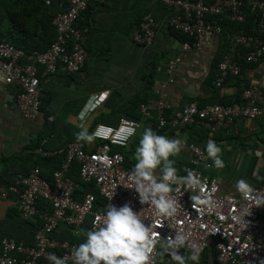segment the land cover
Here are the masks:
<instances>
[{
	"label": "built area",
	"instance_id": "obj_1",
	"mask_svg": "<svg viewBox=\"0 0 264 264\" xmlns=\"http://www.w3.org/2000/svg\"><path fill=\"white\" fill-rule=\"evenodd\" d=\"M91 1L104 0H59L58 11L52 19L55 39L44 50L26 51L24 48L0 37V72L7 84H17V106L25 119H35L40 114L42 103L41 77L45 74L76 73L85 65L88 50L84 44L88 26L78 25V20ZM171 7L180 9L170 19L177 30L189 35L191 40L181 43L183 50L200 49L207 45L210 37L224 36L229 50L224 53L214 71L213 83L221 87L229 76H240L242 61L256 63L264 56V0H161ZM51 5L52 0H44ZM254 15L256 31L246 33L225 29L223 21L245 22L248 15ZM212 17H219L214 21ZM158 22L147 14L134 27V40L151 45L157 34ZM180 57L168 64L169 76L156 87L159 99L157 126L180 129L197 126L216 132L232 125L238 118H255L264 115V88L257 84L246 86L240 93V100L231 104L209 103L200 106L191 101L182 107L180 116L167 117L170 103L166 99L165 87L174 82V71ZM43 67L42 75L38 68ZM99 97L96 102L98 103ZM149 104L141 103L140 110L148 115ZM88 112L83 113L82 121ZM81 115V117H82ZM140 122L123 117L113 126L98 122L92 129L97 144L88 150L86 142L70 141L61 150L43 152L44 156L64 153L61 166L52 172L51 178L42 175L39 164L27 173H18L8 184L0 186V198L15 195V206L21 217L32 219L38 216L41 225L35 233V243L28 244L13 236L1 240L0 264H51L49 254L63 258L71 264L70 250L79 244L77 240L60 239L53 234L61 225L75 238H82L94 225L99 226L96 217L102 216L109 204L117 207L129 203L133 210L140 212L147 222L159 221L155 208L142 205L134 189H127L130 169L124 166V154L117 148L128 147L135 136ZM177 138V137H174ZM185 146L192 154V170L204 180L200 193L204 205L192 206L190 191L174 192L178 211L174 217L164 218L155 238L157 247L153 252L154 264H172L166 256H160V243L169 235L179 231L188 238L191 254L192 245L201 249L200 261L210 241H214L219 264H261L264 260V207H255L254 197L264 198V184L254 187L253 196L245 200L239 194L220 192L218 180L205 174L200 165L205 160L204 149L195 143ZM73 162L79 164L80 178L94 183L99 197L93 192L78 196L79 185L68 174ZM121 184V185H120ZM198 209V210H197ZM234 217L236 219H234ZM87 230V231H86ZM184 253V249L180 250ZM190 264V263H189Z\"/></svg>",
	"mask_w": 264,
	"mask_h": 264
},
{
	"label": "crops",
	"instance_id": "obj_2",
	"mask_svg": "<svg viewBox=\"0 0 264 264\" xmlns=\"http://www.w3.org/2000/svg\"><path fill=\"white\" fill-rule=\"evenodd\" d=\"M58 2L52 0V4L47 5L44 0H0V37L26 51L46 49L54 39L52 19L53 13L58 11ZM179 12V8L161 0L91 1L78 20V25L89 28L84 39L89 53L86 63L76 73L42 75L43 67L38 68L42 75V103L35 119L22 116L16 103L20 87L7 84L5 75L0 72V186L11 182L18 173L29 172L37 164L42 175L51 178L65 155L44 156L45 150H61L68 142L77 141L76 135L82 128L91 134L98 122L116 126L123 117L141 124L125 149L124 156H132L127 162L131 167L124 165L128 169L135 164V148L144 128L151 127L170 138L186 137L188 143L198 144L204 151L207 140H215L223 149L225 167L221 170L206 167L211 161L205 152L200 169L218 180L221 193L238 195L234 184L241 178L253 188L263 185L264 115L238 118L216 132L197 126L180 131L157 126L159 95L156 87L169 76L168 64L177 57L181 61L174 71L175 80L165 87L170 103L167 117L180 116L182 107L191 101L200 106L231 104L240 100L246 86L257 84L264 88V56L256 63L243 60L240 76H229L221 87L215 86L214 71L222 55L229 50L228 42L224 36H213L200 49L183 50L181 43L191 37L170 24V19ZM147 14L158 22L151 45L134 40V27ZM141 103L149 104L148 115L140 110ZM85 112L88 113L82 121L81 115ZM96 144V140L86 143L87 149H94ZM191 158V152L184 146L175 158L180 175H186L183 169L192 168ZM71 167L68 174L76 181L78 171ZM14 200L12 193L0 198V253L1 240L6 235L31 242L35 238L37 220L23 221ZM64 229L67 227L61 225L56 236L67 235ZM187 254L191 255L188 251Z\"/></svg>",
	"mask_w": 264,
	"mask_h": 264
},
{
	"label": "clouds",
	"instance_id": "obj_3",
	"mask_svg": "<svg viewBox=\"0 0 264 264\" xmlns=\"http://www.w3.org/2000/svg\"><path fill=\"white\" fill-rule=\"evenodd\" d=\"M83 118V115L82 117ZM77 141L92 143L94 134L82 128L76 135ZM186 137L170 138L145 127L135 148V164L128 172L127 189H134L142 205L155 208L157 221L142 219L140 212L133 210L129 203L117 207L111 203L112 197L102 216L96 217L99 226H93L86 233L82 243L70 250L71 264H154L153 252L157 247L155 233L164 218L174 217L178 211L174 192L190 191L192 206L204 205L206 201L200 193L204 190V180L192 170L185 168L186 175H180L176 167V157L183 151ZM205 152L211 161L206 167L221 170L225 167L223 149L209 138ZM121 185V184H120ZM234 190L245 200L253 196L252 185L244 178L236 180ZM255 207H264V198L254 197ZM198 210V209H197ZM234 219H236L234 217ZM188 238L175 231L160 243V256H166L172 264H200L201 249L192 245L191 255L187 254ZM184 249V253H181ZM51 264H65L63 258L49 254ZM264 264V260L261 261Z\"/></svg>",
	"mask_w": 264,
	"mask_h": 264
},
{
	"label": "trees",
	"instance_id": "obj_4",
	"mask_svg": "<svg viewBox=\"0 0 264 264\" xmlns=\"http://www.w3.org/2000/svg\"><path fill=\"white\" fill-rule=\"evenodd\" d=\"M55 13H53V17L55 15ZM211 19L214 20V21H218V22L220 21L219 17H212ZM222 23H223L224 28L225 29H229V30L230 29L231 30H239V31L246 32V33H253L254 30L256 31V23L254 21V15H251V14L248 15V17H247L245 22L237 23V22L223 21ZM53 30H54V28H53ZM53 35H54V39H55V31H53ZM184 35L187 36V34H184ZM185 39H187V38H185ZM126 148L114 147V150H120L125 155L126 154V151H125ZM124 158H125L124 165L128 166L127 162H128L129 159L127 157H125V156H124ZM72 167L78 171V177L76 178V181H77V183L80 186L78 188V190H77L78 196H80L81 194L86 193V192H93V193H95L97 195V197H99L101 199L98 190L95 188L94 183H86V182L81 180L79 164L77 162H73L72 163ZM128 167H131V166H128ZM18 213H19V211H18ZM19 215H20V213H19ZM20 217H21V215H20ZM21 219L23 221L27 222V223L30 222V220H32V219H36L37 220V222L34 223L35 231L33 232V236L35 237V233H36L37 229L41 225V219L38 216H36L35 218H32V219H24L23 217H21ZM65 229L62 230V231H65L67 235H64L63 237H60V239L66 238V239H71V240H77L79 243L83 242V240H84L83 238H85V237H83V238H75V237L72 236V234L68 230H65ZM56 233H57V231L54 232V234H53L55 237H57ZM6 236H13L16 239H18L19 241H22V242L28 243V244L35 243V238H34V241L31 242L28 239L23 240L20 237H17L16 235H6ZM200 264H219L217 262V250H216V245H215L214 241H210V244L206 248V250L204 252V255H203V259L200 261Z\"/></svg>",
	"mask_w": 264,
	"mask_h": 264
},
{
	"label": "rangeland",
	"instance_id": "obj_5",
	"mask_svg": "<svg viewBox=\"0 0 264 264\" xmlns=\"http://www.w3.org/2000/svg\"><path fill=\"white\" fill-rule=\"evenodd\" d=\"M128 159H132V156L130 155V156H128Z\"/></svg>",
	"mask_w": 264,
	"mask_h": 264
}]
</instances>
